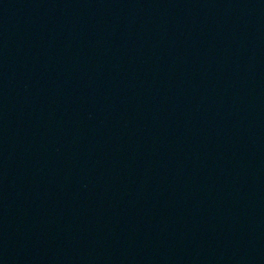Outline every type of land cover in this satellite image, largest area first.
Here are the masks:
<instances>
[{
    "label": "water",
    "instance_id": "obj_1",
    "mask_svg": "<svg viewBox=\"0 0 264 264\" xmlns=\"http://www.w3.org/2000/svg\"><path fill=\"white\" fill-rule=\"evenodd\" d=\"M0 264H264V0H0Z\"/></svg>",
    "mask_w": 264,
    "mask_h": 264
}]
</instances>
